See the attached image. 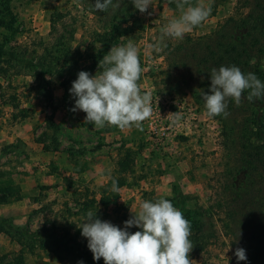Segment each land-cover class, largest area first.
I'll use <instances>...</instances> for the list:
<instances>
[{
    "label": "rangeland",
    "instance_id": "1",
    "mask_svg": "<svg viewBox=\"0 0 264 264\" xmlns=\"http://www.w3.org/2000/svg\"><path fill=\"white\" fill-rule=\"evenodd\" d=\"M197 2L211 5V14L185 36L209 34L234 14L238 4V0H192L193 4ZM5 5L9 6L16 32L11 35L0 24V53L15 49L19 57L34 62L47 53L59 57V63L53 68L54 74L47 77V87L53 93L50 99L37 96L28 68L22 69L14 60L7 65L0 58L1 66L7 69L0 74V186L9 181L23 194L20 200L13 198L0 205V217H9L19 225L29 223L32 232L47 225L63 236L69 229L71 235L78 234L80 250L92 253L78 227L89 210L97 212L99 219L123 228L143 201L168 199L184 213L199 207L208 209L219 198H226L220 124L196 103L191 90L204 77L190 64L176 68L170 77L165 74L169 64H174L172 52L182 40L166 37L160 53L150 48L161 36V28L180 15L175 0H153L147 12H140L142 26L112 41L104 54L112 46L132 39L143 69L138 83L142 92L152 97V116L142 122V130L132 127L123 131L115 126L96 129L85 122L86 113L71 111L75 100L69 92L74 81L70 74L75 66L69 64L60 71L66 51L49 52L56 36L63 32L69 35L75 29L66 58L76 59L81 71L89 67L103 48L97 41V31H102L97 16L80 0H0V11ZM52 20H56V29L52 28ZM261 67L264 70V56ZM98 70L97 66L92 73ZM66 79L71 82L66 83ZM164 79L167 86L169 81L176 87L166 88ZM173 112L182 114L178 127L171 126ZM129 149L135 151L134 170L121 174L117 162ZM119 177H127L128 183L119 186L116 193L111 191V181ZM102 197H110L109 205L100 203ZM85 201L94 202L86 213L80 210ZM212 211L213 217L207 215L205 219V228L212 226L215 236L205 250L190 252L192 264H260L247 260L251 253L248 248L247 259L237 261L235 250L243 248L245 239L240 237L233 245L222 227L224 214L216 208ZM140 230L135 226L128 229L131 233ZM34 237L22 250L14 238L0 231V264L81 261L51 245L49 239ZM20 257L23 262L17 261Z\"/></svg>",
    "mask_w": 264,
    "mask_h": 264
},
{
    "label": "trees",
    "instance_id": "2",
    "mask_svg": "<svg viewBox=\"0 0 264 264\" xmlns=\"http://www.w3.org/2000/svg\"><path fill=\"white\" fill-rule=\"evenodd\" d=\"M80 1L86 10L97 16L102 30L97 31V41L103 44V48L93 59L92 64L82 69L94 75L96 73L92 72L98 66V58L106 53L108 45L130 29H139L142 26V19L140 11L134 7L131 0H121L119 9L113 11L109 8L107 12L96 11L94 9L95 0ZM1 11L0 24L13 35L16 30L11 20L12 14L9 6L5 5ZM55 24L56 20H52L53 29H56ZM74 30L72 29L69 35L63 32L56 36V43L49 48V52H57V49L66 51L60 71L68 68L69 64H74L73 75H70L76 80L81 68L77 69L76 59L66 58L70 55L69 49L74 38ZM76 51L79 56L82 55L79 47ZM172 53L175 55L171 57L174 59V64H169L170 69L165 74L170 77L181 65L196 66L197 73L204 78L199 81L198 86L191 87V90L196 103L204 108L205 102L201 91L209 92L210 90L212 68L235 65L244 74L254 73L264 82V70L261 67V60L264 56V0H238L234 14L230 15L219 27L209 34L198 37L186 35L177 44V50ZM18 55L15 49L5 50L0 53V58H4L7 65L14 60L22 69L28 68V74L35 81L33 90L37 96L51 99L53 93L47 87L50 83L47 77L54 74L53 68L59 63V57L48 56L46 53L34 62ZM168 59L170 60L169 57ZM1 72L5 74L7 69L0 63V74ZM65 82L71 81L66 79ZM164 82H166L165 87L169 89L177 85H171L168 81L169 87L166 79ZM65 94H68L67 90ZM243 95L246 97L248 92L245 91ZM226 111L229 113L227 118L223 115L212 117L220 124V143L225 153L222 188L226 198H219L215 205L208 209L199 207L195 211H184L183 214L191 224L190 240L194 245L192 249L194 252L199 253L205 250L215 236L212 226L205 228L207 225L205 219L207 215L208 218H212L214 215L212 208L214 210L216 208L224 214L220 220L225 234L233 240L232 244L239 243L237 239L240 237L244 238L243 249L251 250L247 260L264 264V99H254L253 102L243 99L239 105L229 99ZM134 152L131 149L126 150L118 160V171L121 174L134 170ZM117 181L118 186L128 183L127 177H119ZM13 198L20 200L23 194L8 181L5 186H0V205L8 204ZM106 198L102 197L100 203L109 205L111 199ZM92 204L94 206L93 201H85L80 210L86 213ZM37 212L38 210L35 211ZM0 231L14 238L21 245L22 250L30 246L34 236H39L49 239L51 245L63 249L67 254H73V258H78L83 261V264H104L103 258L96 261L92 253L81 251L78 245V234L71 235L69 229L63 236L51 231L47 225L32 232L29 223L19 225L9 217H0ZM17 261L23 262V257Z\"/></svg>",
    "mask_w": 264,
    "mask_h": 264
},
{
    "label": "clouds",
    "instance_id": "3",
    "mask_svg": "<svg viewBox=\"0 0 264 264\" xmlns=\"http://www.w3.org/2000/svg\"><path fill=\"white\" fill-rule=\"evenodd\" d=\"M141 13L147 12L153 0H131ZM180 12L161 28V36L150 45L155 53H160L165 38L182 40L186 33L200 26L211 14V5L192 0H175ZM121 0H95L94 9L107 12L119 9ZM150 14V13H149ZM98 71L91 75L80 71L69 89L75 103L71 111L86 113L85 122L96 129L115 126L120 130L135 127L142 130V122L152 116V97L142 92L140 81L143 69L139 49L132 39L127 44L114 45L98 63ZM210 90L201 91L205 109L209 117L229 115L226 111L229 99L237 105L246 99H264V82L254 73L244 74L235 65L212 68ZM247 91L248 95L243 94ZM171 124L178 125L182 120L179 112L170 113ZM110 175V173H109ZM111 191L119 193L118 181L112 179ZM89 210L78 226L81 235L88 241L93 259L104 264H192L190 252L191 224L183 213L168 199L155 202L143 201L140 210L133 213L121 228L110 221H103ZM141 229L131 233L132 227ZM237 261L247 259L246 251L237 248L234 253ZM78 264H83L79 261Z\"/></svg>",
    "mask_w": 264,
    "mask_h": 264
},
{
    "label": "built area",
    "instance_id": "4",
    "mask_svg": "<svg viewBox=\"0 0 264 264\" xmlns=\"http://www.w3.org/2000/svg\"><path fill=\"white\" fill-rule=\"evenodd\" d=\"M171 126H173L172 124H171ZM179 125H177V127H178ZM185 129V127L184 128H182V130H184Z\"/></svg>",
    "mask_w": 264,
    "mask_h": 264
}]
</instances>
